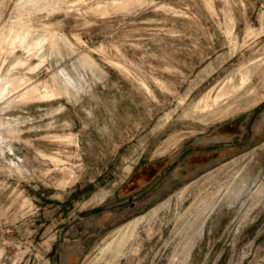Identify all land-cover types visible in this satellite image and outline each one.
Returning <instances> with one entry per match:
<instances>
[{"label": "rangeland", "instance_id": "obj_1", "mask_svg": "<svg viewBox=\"0 0 264 264\" xmlns=\"http://www.w3.org/2000/svg\"><path fill=\"white\" fill-rule=\"evenodd\" d=\"M0 264H264V0H0Z\"/></svg>", "mask_w": 264, "mask_h": 264}]
</instances>
